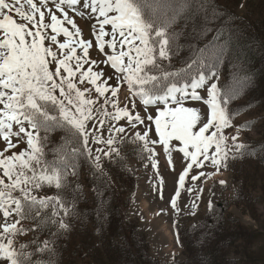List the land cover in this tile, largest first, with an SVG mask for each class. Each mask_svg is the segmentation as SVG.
Masks as SVG:
<instances>
[{
	"label": "snow or ice",
	"instance_id": "1",
	"mask_svg": "<svg viewBox=\"0 0 264 264\" xmlns=\"http://www.w3.org/2000/svg\"><path fill=\"white\" fill-rule=\"evenodd\" d=\"M235 19L211 0H0V264H60L84 179L135 158L162 186L160 153L179 241L203 202L195 182L264 151L241 139L251 121L234 123L251 102L230 107L250 80Z\"/></svg>",
	"mask_w": 264,
	"mask_h": 264
},
{
	"label": "rangeland",
	"instance_id": "2",
	"mask_svg": "<svg viewBox=\"0 0 264 264\" xmlns=\"http://www.w3.org/2000/svg\"><path fill=\"white\" fill-rule=\"evenodd\" d=\"M218 2L255 21L264 18V0H218ZM244 100H238L233 105L238 107ZM245 121H251L252 127L243 131L241 139L252 147L264 145V104L250 107L240 113L235 117L234 123L240 125ZM173 158L178 173L183 167L181 155L174 153ZM159 159L162 186L157 184L158 178L151 166L145 168L135 158L129 159V168L135 170V189L124 208V214L126 218L138 223L139 231L149 242L151 255L163 260L185 259L187 248L181 243L180 238L177 240L176 216L170 206V197L176 188V175L170 171L163 153H160ZM114 166L105 163L106 177L112 183L115 182L112 172ZM208 170L210 169H205ZM220 180H225L226 185H220L218 183ZM86 183L85 178L83 206L88 203L91 196V189ZM195 183L197 185L202 183L203 202L196 216H180L179 227L197 225L206 217L209 214L208 200L211 198L216 205L211 220L217 221L221 212L225 218H229V215L234 216L237 223L244 228L242 238L228 246L227 254L235 258L237 264H264V151H258L256 156L245 155L243 160L230 162L227 170H222L206 182ZM190 186L192 184L186 182V188ZM210 191L214 193L211 197ZM194 196V193L190 195L182 191L179 201L181 207L189 203ZM82 212L78 211L77 217L83 220L85 215H82ZM92 244L91 253L105 261L103 255L105 247H100L99 239L93 238ZM74 249L70 240L63 250V264L71 263Z\"/></svg>",
	"mask_w": 264,
	"mask_h": 264
},
{
	"label": "trees",
	"instance_id": "3",
	"mask_svg": "<svg viewBox=\"0 0 264 264\" xmlns=\"http://www.w3.org/2000/svg\"><path fill=\"white\" fill-rule=\"evenodd\" d=\"M211 2L236 18L234 27L241 36L242 58L233 63L243 66L238 68V76H248L250 80L234 102L245 99L240 105L251 102V107L264 104V18L255 21L236 13L218 0ZM174 63L180 66L178 62ZM228 73L229 68L225 66L223 76L226 80ZM234 102L230 107L236 108ZM112 172L115 182L108 186L104 182L109 180L107 177L97 179L95 183L91 175L86 177L91 196L85 206L82 198L77 207V211H83L84 219L71 217L72 231L63 234L58 242L60 264L64 263L63 250L70 240L75 248L70 264H237V260L227 254V249L242 238L244 228L234 216L225 218L221 212L217 221L211 220L207 214L197 224L206 225L204 227H179L180 241L187 248L185 259L163 260L151 255L149 242L139 231L138 223L126 218L124 214V208L135 189V170L115 165ZM94 187L99 188L102 196L97 197ZM95 237L99 239L100 247H105V254L101 252L105 261L91 253L92 239Z\"/></svg>",
	"mask_w": 264,
	"mask_h": 264
}]
</instances>
